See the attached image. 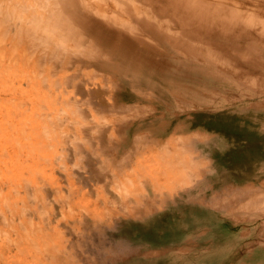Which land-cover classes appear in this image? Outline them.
<instances>
[{
	"label": "rangeland",
	"instance_id": "1",
	"mask_svg": "<svg viewBox=\"0 0 264 264\" xmlns=\"http://www.w3.org/2000/svg\"><path fill=\"white\" fill-rule=\"evenodd\" d=\"M20 1L0 0V264H264V75L241 64L264 58V0ZM100 7L143 10L118 25ZM186 16L196 28L173 56L241 67L249 77L229 78L248 95L207 86L206 100L173 79L180 112L136 100L154 93L136 82L161 83L111 37L144 46L154 33L135 26L152 27L164 49ZM46 69L65 86L38 87ZM55 116L79 123L62 133Z\"/></svg>",
	"mask_w": 264,
	"mask_h": 264
},
{
	"label": "bare ground",
	"instance_id": "2",
	"mask_svg": "<svg viewBox=\"0 0 264 264\" xmlns=\"http://www.w3.org/2000/svg\"><path fill=\"white\" fill-rule=\"evenodd\" d=\"M5 6L6 5H4V8H5ZM7 8L9 9V7H7ZM111 9H112V7H108V8L100 7L96 11L99 12L100 14L102 12L103 14H105V17H106L107 14L105 12H108V11L111 12ZM35 10H37V9H35ZM141 10H143V9H140V13L135 12L136 11V9H135V10H133V12L128 13V14L121 13V14H117V15H112V16H108L107 15V16L110 17L112 20H114L118 25H124V24L128 23V21H130V20H139V17H140V14H141ZM113 13H115V12L113 11ZM147 14H148V11H147ZM134 15H136V16H134ZM184 20H185V25H187V27L181 28V30H179L180 31V34H178L177 37L174 36V38H176V43L175 44L173 43L174 42V38L172 37L171 40L169 39L170 40L169 47H165L164 49H161V47H164V45H161L160 43L157 44V41H158V39L161 38V36L163 35V32H161V33L154 32L153 29H152V27L149 29L148 27L143 26V25L135 26V28L137 27L140 30H144V31L145 30H148L149 33H152V32L154 33V36H146V37L145 36H142L141 37L142 39H145V40H143L144 41V46H143L142 42H140V41H137L136 42V40H130V39H128L127 36L122 35V34H119V33L115 34V36H116L115 38L114 37H111L112 43H113V41H114V43H116L114 45V46H116V51H121L122 56L123 57H126L125 59L127 60V62H129L131 64V66H132L133 69H136L137 71H139L141 73L143 72L144 73L143 75H145L144 78H146V76L149 77L148 75H153V77L155 78V80L157 82H160L161 83L160 84V87L162 88V91L160 89H158V88H155V87L150 86L149 83H147L146 79L142 80L141 82H136L138 84V86H141V87L143 86V88H145V89H151V88H153V91H154L153 94L143 93V92H147V90L146 91L139 92V93L137 91V96H136L137 98H136V100L139 101V102L142 101L145 104L154 103L156 105L154 108L155 109H161L162 111L163 110L164 111L167 110V111H170L171 112V111H173V110H171V108L172 109H177L178 107L179 108L182 107V105H181L182 103L180 104L177 101V99L174 98V94L177 93L176 92L177 90L173 88V86L175 84L173 82V79H175L178 83H181L183 81H186L187 83H189L190 89L189 90H183V91H181L182 94H197V93H200V94H197V95H199V98L204 97L207 100L209 98H214L216 96V94L214 92H213L212 95H210L209 93L205 92L206 91L205 89L207 88V86H213V87L216 88V90L218 92V95H226V96H228L230 90H234V91L238 92V94H239L236 97V99L237 98L242 99L247 94V91H244V90H241V89L235 87L233 85V83L231 82L232 79L229 78V77H234V78H238V77H242V78L249 77V74L250 73L243 71L241 69V67H238V68L237 67L236 68L234 67L233 69L228 70V69H230L229 67H225L224 66V68L222 67L221 69H218L217 66H214L212 64H206L205 66L202 67L203 69H201L200 71L193 72L194 70L191 71V70L185 68V66L190 63L187 60V58H186L187 56L186 57H181V58L180 57H177L178 59L173 56V53H178L179 52V49H178L179 48L178 45L180 43L179 35L180 36L181 35H184L185 36L184 39H186V37H189V35H187L186 33L191 31L190 30L191 27L192 28H196V26L193 25V22H192L193 20H191L190 17L186 16V18H184ZM263 20H262V23L259 25L261 27V30H260L261 33L264 32V21ZM15 22H17V21H15ZM10 24H12V23H9V25ZM254 24H255V22H254ZM259 26L257 25V27H259ZM23 27L24 26H22V28ZM197 27H199V26H197ZM254 27H255V25H254ZM186 28H188V29H186ZM181 32H182V34H181ZM39 37H41L40 38V42H41V40L45 39L42 36H39ZM29 42H30V45L29 46H32V47H34L35 44H36V40L35 39H32ZM40 42H38L36 46H39V43ZM47 45H48V43H47ZM40 47L42 48L43 46H40ZM155 53H159V54H155ZM49 55L51 57V54H46L45 55V60H49V58H48ZM53 56H56V55H53ZM87 56H84V57H87ZM19 60H21V58H19ZM24 60H22V61L25 63ZM36 60H39V58L36 57ZM40 60H41V58H40ZM55 60H57V58ZM86 60H88V59L86 58ZM249 62L250 61L244 60L241 64H246L251 69L258 70V72H261L264 75V58L263 57H260L259 55L258 56H255V60L254 61H251V63H249ZM24 63L21 62V64H23V65H24ZM59 63L60 62H57L56 65H58ZM212 63H213V61H212ZM62 64H63V62L61 61V65ZM56 65H54V67H56ZM25 66H26V63H25ZM217 70H219V71H217ZM35 75H36L35 76V80L37 81V86L38 87H41L43 84H45V85H47L49 87H52V88H53V86H56V85H61V86L64 85L65 86V84H64L65 82L63 80L64 77H60V78L54 79L52 77V70L49 73V71H47V69H46V74H44V76L40 75V71L39 72L36 71L35 72ZM169 78H171V79H169ZM19 79L20 78H18L19 85L17 86V89L20 92V91L23 90L22 87H23V84L24 83L22 81L20 82ZM35 80H32V81H35ZM65 80L67 82H69L70 79L69 78L67 79V77H65ZM25 83H26V81H25ZM129 84L132 85L131 82ZM261 84H263L261 86V88L263 90L264 89V83H261ZM35 91H36V89H35ZM206 93H207V95H204ZM258 93L259 92L256 93V92L251 91V92H249V95L256 96V95H258ZM167 94L173 96V98L172 97L167 98ZM4 98L5 97L2 96V99H4ZM65 98L66 97H64V99ZM230 99H232V98H230ZM37 101H38V99H37ZM37 101H35V103ZM45 102H47V101H45ZM43 103H44V100L41 101V102L38 101V104L37 105L41 104L40 106H43L44 105ZM164 103H165V105H163ZM33 104H32V106H33ZM45 104H48V103H45ZM53 105H51V106H53ZM43 107H41V108L43 109ZM44 110H47V109L45 108V109L41 110L42 111V114H43V116L45 118V120H47V117H48V114L49 113H47V112H44L43 113ZM47 111L49 112V110H47ZM177 111L180 112L179 109H177ZM142 112H143L142 110L137 111L138 116H139V114L141 115ZM137 113L134 114V115L136 116ZM128 116L131 117L132 115H128ZM140 119H141V117H140ZM68 122H70V125H71L72 122L73 123L75 122V120L74 119H71V118H63V117L57 118L55 116L50 121V123L53 124L54 126H56L58 129H59V126H62V128H60V130L63 129V125H64V129L63 130H65V131L67 130L65 128H66V124ZM78 123H76V124H78ZM160 125H162V124H160ZM79 126H81V124H79ZM45 127L47 129H49L50 127H52V125L50 126V125H48V123H45ZM58 129H57V131H58ZM75 129L77 130V128H75ZM75 129L73 131H76ZM78 129H80V128H78ZM83 129H84V127L82 128V130ZM88 129H89V127H88ZM50 130L52 132V129H50ZM50 130L48 132H50ZM82 130H80V131H82ZM53 132H55L54 129H53ZM59 133L57 132V134H59ZM62 133H63V131H62ZM71 133H73V132H71ZM88 133H90V132H88ZM77 134H74V136H76ZM83 134L85 135L86 132L83 133ZM87 135H89V134H87ZM67 136H69V135L65 132V137L68 138ZM59 137H60V135H59ZM83 137H84L83 139H86L85 136H83ZM183 139L184 138H182V140ZM81 141H83V140H81ZM190 141L191 140H189V139L186 138L181 143L183 145H185L187 142H190ZM137 195L135 194V197Z\"/></svg>",
	"mask_w": 264,
	"mask_h": 264
}]
</instances>
